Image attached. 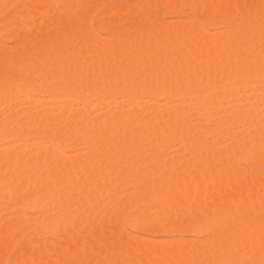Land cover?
Here are the masks:
<instances>
[{"label": "bare ground", "instance_id": "1", "mask_svg": "<svg viewBox=\"0 0 264 264\" xmlns=\"http://www.w3.org/2000/svg\"><path fill=\"white\" fill-rule=\"evenodd\" d=\"M33 1L28 0L29 3L31 2L28 6L26 4L23 6L24 4L21 2L23 5L21 6L20 4V10L11 19L16 18L18 22L24 23V25L20 26L15 19L14 23L16 22L19 26L15 24L18 28L14 29L13 26V30H10V32L19 33L23 31L21 33V36H23L26 27L30 29V32L31 30L35 31L34 33L39 32V28H37L39 26L36 27L35 25L33 27L32 25L34 24L31 25V23L30 25L26 23L28 26H25V22L33 21L34 19H39L42 22L44 20L45 22L46 16L49 17V14L52 15V12L56 11L55 16L53 12L50 19L52 21L54 16V22L52 21V24L48 22V24L50 23L49 27L46 24V28L50 29L49 31L53 34L54 38L52 39L49 36L50 40L49 37H46L44 38L45 41L42 38L39 43L37 40H28L29 36L26 38L25 32L23 43L26 39L29 43L26 41L25 45L20 46L18 54H14V52L12 53L13 55L11 52V55L9 52L7 53L5 47L1 48L3 46L1 43L0 101H3L2 103L6 101L10 105L17 102L18 97H22L29 103L32 100L35 101L34 98L30 97L31 95L43 96L44 94L47 95V93L48 95L53 94L52 98L55 96V99L51 100L53 102L59 100L57 99L59 95H65L68 98L76 97L75 99L78 97L79 101L80 95L83 94L87 98H84V96L81 98L86 99L84 104L92 105L93 108L98 109L103 107L109 108L110 102L107 99L120 95L121 98L126 99L125 103H130V107L132 106V108L133 105L135 107L132 110L129 108L131 111L128 110L127 112L130 113L126 112L125 115H122L123 113L109 112L106 109V117H99V120L95 118L97 121H92L91 119L89 122H82L83 125L79 119L77 120V113V115L75 114V119H73L74 114L70 111L73 114V120L70 119L71 113L69 117L67 116V119L66 114L69 115L68 109L61 110L62 117L60 115L55 117L54 115L47 114L45 110L37 115L33 112L30 114L33 110L29 104L26 105L25 103V107L27 108L25 109L26 118L24 121L16 119V114V118L11 116L10 109H7L10 114H8V117L5 116V120L0 122V143L8 140H19L23 143L20 145L13 144V148H10L9 151L8 149H0L2 150L0 151V185L7 188L4 191L5 193L0 196V209L4 208L8 203H12L16 210L32 211L50 208L52 209L51 211L60 213V215L55 213L57 214V218L51 216L46 218L49 215L47 214L43 218L44 223L42 222V226L48 231H46L48 235L50 233L52 235L50 237L51 240L48 242L53 246L57 245L58 247L59 245L60 247V245H69L67 244L68 240H71V249L68 247L69 249L65 250L66 252L64 253L62 252L64 250L61 251L62 247L58 248L60 253L57 252L58 249L57 251L54 250L58 254H54L50 258L51 261L49 259L45 261V256L42 257L41 253L44 250L41 252L38 249H33L32 252L35 251L33 253L36 254H31V250L26 249L29 252L27 260L22 261L23 263L20 261L21 264H38V262L40 263L43 260L45 261H43L44 264H209L208 258H212L211 261L209 259L210 264H264L263 173L259 175L257 174L258 172H255L257 180L254 176L256 182L254 186H249L250 180H252L251 177L255 174H252V170H250L252 175L249 173L250 176L248 177V175H245V172L249 167L247 170L241 167L243 170L241 172L240 166L237 167V164L232 163L233 161L236 163L238 160L245 159L247 155H245V150L248 145L245 147L246 144L241 143L246 141L240 137V134L243 133L240 132L239 134L237 131L233 133L234 131L229 130L230 126V128L234 127L232 125L245 124L247 127L244 128L249 129V141L254 138L253 140H256L257 144L260 146L263 144L262 146H264V129L260 126L263 123L261 121L264 117L262 118V114L258 113L259 111L257 112V107L253 111H248L246 109L243 110V105L240 106L242 101L239 104L237 103L241 99V95H243L239 92L248 91L253 86L254 89L255 87L258 88L259 85L255 86V81L252 79H261L264 82V2L261 0H147V4H151L150 6H154V3L167 2L168 6L171 5L172 8H169L173 9V12H181L180 14L188 13L199 20H204L217 13H222V16L223 14H227L228 17L224 19V23L228 24L231 28L229 29L227 25L228 32H226L227 29L225 28L224 34L221 30L222 34L214 33L215 35H211V32L208 33L207 30L198 24V20H194L198 23L183 22V24H176V27L171 28L169 24L168 28L161 26L164 25L163 22L159 26L144 23L143 30L140 33L132 32L125 35L124 41L122 39L124 45L121 47L122 44L119 43L122 41L118 42L119 46L115 40L117 46L114 44V41L112 42L113 44L111 41L109 42L111 45L109 43L108 45L106 42L105 44L107 45L101 44L104 43L103 40L100 42L101 39H99L98 35L91 33L89 23L83 21L92 13L93 4L94 7L103 6L102 4L107 3V0ZM115 1L117 2V0ZM135 1L137 2V0ZM144 1L141 2L143 4L138 2L140 3V8L145 5L147 6L146 3L144 5ZM23 2L25 3L27 0H23ZM136 2L133 0V3L137 5ZM50 5L56 8H63L61 10L58 8L59 12L57 11L58 9L48 12L46 10H49L48 7ZM117 5L114 4L111 7ZM139 5L138 8L137 6L133 7L139 10ZM146 6L145 8L148 7ZM119 8L120 6L115 11L112 8L111 10L107 8L109 10L108 15L112 12H116L118 15V13H123L126 9L123 8V11H119ZM0 9H2V6H0ZM129 11H132V9ZM46 12L49 14L41 20ZM104 18L102 17L101 22H105L106 18L103 21ZM11 21L9 22L10 24L13 23ZM101 22L98 20V26L102 25ZM59 25L62 27L60 30H58ZM17 33H15L16 36L22 38ZM47 38L49 41L46 40ZM31 41L32 43H30ZM34 41L39 44L34 43ZM23 43L21 42V44ZM21 47H23V51ZM4 48L6 51H4ZM24 53H27V57L24 56ZM28 53L34 55H32L33 60L31 55V57L28 56ZM21 55L24 58L30 57V59L24 62L25 58L21 61ZM148 66L151 69L148 68V70L146 68ZM17 67H20L21 70L18 69L20 72L16 70ZM144 68L150 72L148 73ZM16 71L17 73L24 72V77L22 79L16 77ZM17 78L20 79L18 80L19 82L17 81L18 83L15 82ZM55 80L56 82H54ZM259 80L258 82H260ZM57 81L60 84L57 85ZM251 82L254 85L250 84ZM211 88H215V90ZM252 89L251 92L253 94L254 90L252 91ZM256 90L260 92V96L263 95L264 85L255 89V92ZM191 91H195L196 93L194 92L195 94H193ZM189 95L193 98V102L188 99ZM237 95H239V99L236 98ZM140 96L149 98L152 101H163L164 104L162 105L161 102L160 105L158 101L157 103L153 101L155 105L158 104V109L153 103L154 108H152L153 106L151 107L153 110L148 108L149 111L145 112L143 110L144 114H142L141 108L139 110V107L136 106L139 103ZM187 99V103L190 102L191 105L193 103L194 106H192L194 108H200V111L198 110L200 117L204 118L208 123H212V121L216 123L218 121L224 127L222 132L220 131L222 129L220 125L221 129L216 127L220 132H217L215 129V133L219 136V139L215 138L216 135L213 137L220 142L229 141L228 147L224 143L227 148H223V152L221 150L220 153H216L218 149L214 152L215 148L211 152L209 150L210 147L208 148V145L200 141V136L208 137L210 134L214 136V131L212 132L207 127L203 129L204 124L201 125L202 128H196L195 126L192 128L190 121H188L190 113L187 116L185 114L186 111L181 110L179 105L176 106L172 103L173 101L184 103ZM231 100L232 108L237 109L236 107H238L237 110L231 109L230 105H228V109L220 105L223 101L225 103ZM112 101L113 104L116 102L114 99ZM83 102L81 103L83 104ZM260 102L264 103L262 99H260ZM168 103H172L174 107L172 105L173 108L169 105L166 107ZM121 104L123 105V101ZM5 106L7 107V104ZM28 106L31 111L28 110ZM160 106L166 111L171 108L172 111H168L171 113H165V110H163L162 114L158 113L161 110L159 109ZM194 118L193 120H195ZM69 119L71 121H68ZM188 123H190L189 126L191 127H188ZM198 123L196 124L197 126H199ZM192 124L195 125V123ZM188 129H190V133ZM246 132L248 133V131ZM190 134L192 138L188 139ZM58 137L63 139V143L66 144L65 147L67 149H73L81 145L88 151H85L86 153L79 157L75 153V155L70 154L73 156L66 154V158L58 148H54L57 144L56 141L53 143L55 145L52 144L53 146H50L49 151L48 149L42 150L43 152L40 151L43 147V142H49L50 144L54 139H61H58ZM242 138L244 137L242 136ZM245 139H248V137L246 136ZM25 142L29 143L25 144ZM173 142H178L185 149L182 151V155H176L175 157L173 155V158H170L172 160H169L171 164L177 165L178 168L180 164L183 165L180 167L182 174L178 171L179 175L172 168L176 175H173V177L172 174L167 172L168 174H165L166 179L173 178L165 183L164 175L157 179L155 178L157 177V172L159 174L160 170L154 171L157 167H155L156 164L154 162L156 161L155 163L158 164L164 152L168 154L167 151H169V147ZM22 145L25 148H22ZM253 147L251 148L252 150H249L251 154L249 153L248 155H253L256 149L261 148L255 147L256 149L254 148L255 150L253 151ZM188 153L189 155L191 154L192 160L191 158L187 159L189 162L191 160V163L188 164L186 161L185 164L183 159ZM150 159H153L154 162L152 161L151 164H154V167L148 162ZM226 159L227 161L231 159L232 162L231 160L230 162L232 164L225 162ZM220 162L221 164H219ZM120 163H123L126 167L120 169ZM212 163L219 165L215 164L218 167L215 168V172L211 167ZM226 163L230 165H226ZM238 163L240 164V162ZM117 164L118 166H116ZM209 167L210 171L213 170V173L208 170ZM175 168L179 170L176 166ZM216 169L218 170L216 171ZM131 170L138 173V175L134 174V176L138 177H135L137 180L133 181L129 176L131 174H127L128 172L131 173ZM206 171L211 174L208 175L207 173L205 175ZM147 174H152L156 180H162L163 178L164 183H162L163 181L160 182V180L158 183L156 181L150 183L149 181L154 180V178L148 175V178L146 176V180L149 179L147 180L149 184H145L144 176L145 187L142 186L140 182L142 175ZM170 175L172 177L168 178ZM258 176L262 178H258ZM125 177H130V180L133 181L132 183L135 182L134 184L137 186L131 183V187L133 185V188L135 186L139 190L138 185L139 187L141 185L147 189L145 190L140 187L143 190H140L142 192V196H140L142 198L143 196L147 197L144 200L149 199V194L146 192L153 190L154 194L151 192V195H154V199L158 202V206L162 207L160 209L163 211L161 212L158 209L159 212L157 210L155 214L157 216H155L156 220L153 221L155 218H152V222L160 224V229L163 232L167 230L165 222L169 221V219H179L180 221L184 218L200 219L202 224L207 227L206 235L209 238V242L204 241L208 243L203 246H200V244L196 246L199 242L196 245H194V242L193 245L188 242L190 243L189 245L187 241L184 243V240L183 243L182 241L181 243H179L180 241L177 243L168 241L170 243L164 242L163 246H160L162 243L156 245L157 239L155 243L151 239L153 245L157 247L150 246L152 243H149V241L146 243H149L147 246L150 247H142L141 243H139L140 241L137 242L140 239L137 240L134 237L136 245L133 242L134 239H132L133 241L127 240L130 235L126 236L125 234L126 239L122 238V234L125 233L124 230L128 228L126 227L122 231L126 215L128 214L125 212H128L129 205L133 206L132 204L134 203L137 205L140 200L144 201L138 198L137 202L134 201L136 199H133L134 202H132L130 198H128L129 200H124V198L123 201L127 207L125 206L126 210H121L120 207L124 208L123 204L121 206L119 201L114 197H116V193L118 192L117 186L122 188L124 183H120L124 181ZM126 180L128 181L129 179ZM118 183L119 185H117ZM128 184L129 182L126 186ZM104 190L109 194L106 195L107 198L106 201L104 200L105 205L103 207L102 204L104 203H100L99 201L104 196H101L102 198L100 197L101 200L99 199V201L96 200V196H100L97 193L102 194ZM73 195H76L75 199ZM98 203L102 205V208ZM83 204L87 212L83 217L77 216L78 221L70 222L67 220L68 213L67 215L62 214L64 211L69 212L72 207L80 209V207H83ZM145 205L147 204H144V207ZM212 207H217L220 213L217 215L213 213V215L209 214ZM147 209L145 210L144 208V212H149V208ZM82 210L84 208H81ZM141 210L143 211V209L137 208L135 212L133 209V220L130 218L135 230H144L149 226L145 222V219H147V222L151 220L150 218H145V214L148 212L143 213ZM55 214L53 213L52 216ZM63 215L67 216V218L60 217H63ZM13 219L11 218V221L8 220V223L2 225L4 226L3 228H0V264L5 263V256L13 248V240H15L14 236L17 235L16 233L18 231L21 233L23 230L18 225L19 221H15L16 219L13 221ZM83 220L89 227L87 232H90L88 234L86 232L87 236L83 232H79L83 234L81 236L77 233L80 222H83ZM126 224L129 225L128 222ZM196 229L199 230L198 227H193V230ZM74 232L77 234L75 235ZM49 243L47 245L51 246ZM144 245L146 244L144 243ZM53 246H51L52 249ZM46 247L44 246L42 249ZM203 248H205L204 252L211 253L209 254L210 257L205 253L207 261H205V257L202 259L200 256L197 257L196 254L197 251L203 253L201 251ZM47 249L49 251L51 248L48 247ZM45 253L44 255L47 256L48 254ZM14 264L17 263L14 261Z\"/></svg>", "mask_w": 264, "mask_h": 264}, {"label": "rangeland", "instance_id": "2", "mask_svg": "<svg viewBox=\"0 0 264 264\" xmlns=\"http://www.w3.org/2000/svg\"><path fill=\"white\" fill-rule=\"evenodd\" d=\"M30 1H33V0H30ZM45 1H47V0H45ZM50 0H48L47 2H49ZM108 1V2H107ZM106 2L107 3H104V4H102L103 6H95L94 7V4H93V2H92V4H93V6H92V4H90L92 7H93V9H91L92 11V13L89 15V16H87L85 19L86 20H83V21H85V23H89V25L91 26V33H93V34H97L98 35V37H99V39H101V41L100 42H102V40H103V42L104 43H101V44H105V42L108 44L110 41H111V43L115 40V41H117V44H118V42H120V41H122V39H123V41H124V37H125V35L126 34H128V33H140V31H142L143 30V24L145 23H149V25H156V26H159V24H161L162 22L164 23V25H161V26H165L166 28H168V26L171 28V27H176L177 25H179V24H183V22L184 23H198L203 29H205V30H207L208 31V33H210L211 32V35L212 34H222V32H223V34H224V30H226L227 29V31L226 32H228L229 31V29L231 28L228 24V26H229V29H228V27H227V25L224 23V19H227V17H228V15L227 14H223V16H222V13H217V14H215V15H212V16H209L208 18H206V19H195V16L193 17L191 14H188V13H183V14H180L181 12H177V11H175V12H173L174 10L172 9H170V8H172L171 7V5L170 6H168L169 4H167V2H157L158 4H156V3H154L155 5L154 6H150L151 4L150 3H148L147 4V0L146 1H144V5H145V3L147 4V8H145V6H142V8H140V3L141 2H143V1H139V0H137V2L134 0V2H136L137 3V5L135 4V3H133V0H120V1H118L117 0V2L115 1V0H113V2H112V0H107ZM114 1H115V3H114ZM262 2H264V0H261ZM24 4H22V3ZM34 2V1H33ZM138 2H140V3H138ZM111 3V4H110ZM119 3V5H117ZM20 4H21V6L23 5V6H25V4H26V6H28L29 4H31V2L29 3L28 2V0H27V2H23V0H0V6H2V9H0L1 10V12H0V29H2V30H0V33L2 32V34H0V47L1 48H3V47H5L6 49H7V53L9 52V54H10V52H11V54L12 53H14V54H18V52H19V48H20V46H22V45H25L26 43V41H27V39L24 41V43H23V39H25V36H24V34H25V32H26V38H28V36H29V38H28V40H37L38 42L39 41H41L42 40V38L44 39V38H46V37H49V36H51L52 37V39L54 38L53 37V34L49 31L50 29H48V28H46V24H48V22H54V16H55V14H56V11H53L54 12V16H53V19H52V21L50 20L51 18H52V15H53V12H52V15L51 14H49L48 12H51V10H54V9H58V8H56L55 6H52V5H50L49 7H48V9L49 10H46V11H48V12H46V14L45 15H43L44 17H42V19L41 20H43L44 18H45V16L47 15V14H49V17H47L46 16V18H45V22H44V20H43V22L42 21H40L39 19V21L36 19H34L33 21H29V22H25V24L26 23H28L29 25H30V23H31V25L32 24H34V25H32L33 27H35V25H36V27L37 26H39V27H37V28H39V32L37 31L36 33H34L33 32V30H31V32H30V29H28L27 27H26V29H24L25 30V32L23 33V36H21V33L23 32V31H21V32H19V33H17V32H14V31H11L10 32V30H13V26H14V29L17 27V26H15V24H16V22L14 23V21H15V19H11V18H13L12 16L14 15V17H15V13L17 12L18 13V10H20L19 8L21 7L20 6ZM33 4V3H32ZM117 5V6H113V7H111V5ZM131 4H135V5H133V6H137V8H138V5H139V10H137V8H134ZM141 4H143V3H141ZM261 5H262V3H260ZM132 6V7H130V6ZM158 5V6H157ZM51 6H52V8H51ZM120 6V8H119V11L120 10H122L123 11V8L125 9V11L123 12V13H118V15H117V13L115 12V13H110V15H108L109 14V10H107V8L108 9H110L111 10V8H112V10L113 11H115V10H117L116 8L117 7H119ZM263 6V5H262ZM91 7V8H92ZM100 7V8H99ZM109 7H111V8H109ZM127 7H128V9H127ZM152 7V8H151ZM170 7V8H169ZM23 8V7H22ZM63 7H60L59 9L61 10ZM95 8H97V9H95ZM115 8V9H114ZM132 9V11H129V10H131ZM165 8V9H164ZM59 9L57 10L58 12H59ZM133 9H135V10H133ZM146 9V10H145ZM148 9V10H147ZM63 11V10H62ZM134 11V12H133ZM135 11H137V12H135ZM168 12V13H167ZM105 13V14H104ZM135 13V14H134ZM151 13V14H150ZM178 13V14H177ZM126 14V15H125ZM107 15V16H106ZM115 15H117V16H115ZM187 15V16H186ZM189 15V16H188ZM225 15V16H224ZM106 16V17H105ZM144 16V17H143ZM160 16V17H159ZM88 17H89V19H88ZM102 17L104 18H106V20H105V18L103 19V21L105 20V22H101L102 21ZM220 17V18H219ZM226 17V18H225ZM98 18V19H97ZM222 18V19H221ZM9 20V21H8ZM13 21V25L12 24H10L9 22L10 21ZM50 20V21H49ZM98 20H99V22H101L102 23V25L101 26H98ZM137 20V21H136ZM149 20H150V22H149ZM194 20H198V22H196V21H194ZM202 20V21H201ZM11 21V22H12ZM16 21H17V19H16ZM157 21V22H156ZM186 21H189V22H186ZM194 21V22H193ZM18 22V21H17ZM153 22H155V23H153ZM182 22V23H181ZM5 23V24H4ZM19 24H20V26L21 25H24V23H20V22H18ZM50 23L47 25V27H49L50 26ZM117 23V24H116ZM156 23H158V24H156ZM162 23V24H163ZM167 23V24H166ZM4 24V25H3ZM19 24H16V25H18L19 26ZM52 24V23H51ZM169 24V25H168ZM177 24V25H176ZM61 25V24H60ZM58 26L59 27V29L58 30H60V29H62V25L61 26ZM105 25V26H104ZM167 25V26H166ZM172 25V26H171ZM176 25V26H175ZM209 25V26H208ZM10 26V27H9ZM25 26H28L27 24L25 25ZM3 27H4V29H3ZM7 29H6V28ZM116 27V28H115ZM207 27V28H206ZM210 27V28H209ZM18 28V27H17ZM29 28H31V27H29ZM226 28V29H225ZM28 29V30H27ZM133 29V30H132ZM18 30V29H17ZM16 30V31H17ZM219 30V31H218ZM221 30H222V32H221ZM6 31H7V33H6ZM27 31H29V32H27ZM212 31H214V32H212ZM217 32V33H216ZM15 34V33H17L18 35H20L22 38H19V36H16V34L15 35H13V34ZM49 33V34H48ZM12 34V35H11ZM51 34V35H50ZM214 34V35H215ZM4 35V36H3ZM6 36H7V38H6ZM10 36V37H9ZM14 36H16V37H14ZM36 36H37V38H36ZM5 37V38H4ZM24 37V38H23ZM40 37V38H39ZM14 38V39H13ZM106 39V40H105ZM111 39V40H110ZM117 39V40H116ZM20 40H22V41H20ZM46 40H48V38L46 39ZM49 40H50V37H49ZM48 40V41H49ZM32 41L30 42V43H32ZM44 41H45V39H44ZM43 41V42H44ZM114 41V44L116 45V42ZM123 41L122 42H120L119 44H122L121 45V47L124 45L123 44ZM21 42L23 43V44H21ZM28 43H29V41H27ZM38 42H36V41H34V43H38ZM99 42V43H100ZM1 43H2V45H1ZM40 43V42H39ZM38 43V44H39ZM42 43V42H41ZM107 44H105V45H107ZM110 44V43H109ZM108 44V45H109ZM113 44V43H112ZM119 44H118V46H119ZM111 45V44H110ZM117 46V45H116ZM4 48V51H6V49ZM16 48V49H15ZM22 49V51H23V47H21ZM17 49H18V51H17ZM9 50V51H8ZM6 53V52H5ZM20 53H22V52H20ZM9 54H7V55H9ZM10 54V55H11ZM26 54L27 53H24V56H26ZM29 54V53H28ZM13 55V54H12ZM32 56L33 54H29L28 56ZM30 56V57H31ZM34 56V55H33ZM33 56L31 57L32 58V60H33ZM23 57V55H21V61H23V59H25L24 57ZM30 57L29 58H26L25 60H24V62L28 59H30ZM133 68V67H132ZM136 68H138L137 66H136ZM147 69L148 68H150V66H148V67H146ZM146 68H144V70L146 69ZM18 69L19 70H21L20 69V67L18 68H16V70L18 71ZM134 69H135V67H134ZM146 69V70H147ZM151 69V68H150ZM24 70V69H23ZM143 70V71H144ZM149 70V69H148ZM147 70V72L149 73L150 71H148ZM17 71H16V73H17ZM25 71V70H24ZM18 72H20V71H18ZM146 72V71H145ZM147 72H146V74H147ZM22 73V72H21ZM21 73H17L16 74V77H18V78H23L24 77V72L21 74ZM15 79L16 81V83H18L19 81L18 80H20V79ZM253 81H255L254 83L256 84L255 86H257V84L260 86V85H264V82H262L261 81V79L259 80V79H252ZM258 80L260 81V82H258ZM263 80V79H262ZM18 81V82H17ZM250 81H251V79H250ZM249 81V82H250ZM54 82H56V80L54 81ZM248 82V83H249ZM254 83L252 84V82L250 83V84H252V85H254ZM260 83H262V84H260ZM54 85H58V84H60L58 81H57V83L55 84V83H53ZM52 84V86H54ZM247 84V83H246ZM250 84H248V85H250ZM252 85H250V86H252ZM258 86V88H260V87H262V86H260L259 87ZM56 87V86H55ZM254 87V86H253ZM253 87H251V88H249L250 90H246V91H244V92H239L240 94H243V95H241V99L240 100H233V101H237V103L239 104L241 101V103H240V106H242L243 105V110H248V111H253V109H255V107H257L256 108V110H257V112L258 113H261L262 115V118L264 117V103L263 102H260V99H262L263 101H264V93H263V95H261L260 96V92H258V90H256V92H255V89H258L257 87H255V89L253 88ZM253 88V89H252ZM211 89H214L215 90V88H211ZM251 89H252V91H253V94H252V92H251ZM211 91V90H210ZM213 91V90H212ZM191 92H193V94H195L196 92L195 91H191ZM195 92V93H194ZM226 92V91H225ZM258 92V94H256ZM251 93V94H250ZM238 94V93H237ZM256 94V95H255ZM82 95V96H81ZM80 95V100L78 101V97H77V99H75L76 97H66L65 95L63 96V95H59L58 97H57V99H59L58 101H56V102H53V101H51V100H53V99H55V96H54V98H52L53 97V94H49L48 95V93H47V95L46 94H44L43 96L42 95H40V96H36V95H31L30 97H32V98H34V100L35 101H30L29 103H28V101H25L22 97H18L17 98V102H15L14 104H10V105H8V102H4V103H2L3 101H0V122L1 121H3V120H5V116H7L8 117V114H12L11 116H16L15 118L16 119H18V120H22V121H24L25 120V118H26V108L27 107H25V103H26V105H28L29 104V106H30V108H32V110L33 111H31L30 110V108H29V106H28V110L29 111H31V113L30 114H32V112L33 113H35V114H37V115H39L40 113H42V112H44V110L46 111L45 113H47V114H50V115H54L55 117H57V115H60L61 116V110L63 109H68L67 111H69V115H67L66 113V117L68 116H70V113L71 112H73V114H74V116H73V114L70 116V119H72V116L74 117L73 119H75V114L77 115V120L79 119V121L82 123V122H89L91 119H92V121L93 120H96L97 121V119H95V118H98V120H99V117H106V112H107V110H109V112H116V113H118V114H122V115H125V113L129 110V111H131L135 106L133 105V108H132V106L130 107V103L128 104L127 102V104L125 103V101H126V99H124L123 97L121 98V96L120 95H117V96H113V97H109L107 100H109V108H105V107H103V108H93V106L92 105H89V104H84L85 103V100L87 99L83 94H81ZM252 95H254V96H252ZM84 96V98H86L85 100H84V98L83 99H81L82 97ZM193 96V95H192ZM115 97V98H114ZM260 97V98H259ZM36 98V99H35ZM41 98V99H40ZM73 98V99H72ZM236 98H238L239 99V95H237L236 96ZM71 99V100H70ZM110 99H111V101H112V99H114L116 102H114V104L110 101ZM117 99V100H116ZM124 99V100H123ZM145 99H147V100H145ZM188 99H190L191 101L193 100V98H191V96L189 95V98ZM188 99H187V101L185 102L184 101V103H181V102H179V101H173L172 103L174 104V105H176V106H180L181 107V110H183V111H186V115L188 116L189 115V113H190V115L188 116V121H190V123H191V126H192V128L195 126L196 128H202V124H204L203 126V129H206V127H207V129H210V130H212V132L214 131V133H215V129H216V131L217 132H222L223 131V129H224V127H222V125H220V123L218 122V121H216V123H213L214 121H212V123H208V121H206L204 118H202V117H200L199 116V109H198V107H193L194 105H193V103H192V105L190 104V102L189 103H187L188 102ZM19 100V101H18ZM37 100V101H36ZM38 100H39V102H38ZM41 100V101H40ZM75 100H77V101H75ZM22 101V102H21ZM25 101V102H24ZM82 101H84L83 102V104L81 103ZM123 101V105L121 104V102ZM151 101V102H150ZM153 101H156V103H157V101L158 100H153ZM151 99H149V98H146V97H143V96H140L139 97V100H138V104L136 105L137 107H139L138 109L140 110V108H141V113L142 114H144V111L143 110H145V112L148 110L149 111V109L148 108H151L152 106H153V103H154V106L157 108L158 107V104H160L161 105V102H162V105L164 104L163 103V101H158V104L157 105H155V102H153ZM76 102V103H75ZM80 102V103H79ZM193 102V101H192ZM172 103H168L167 105H166V107L169 105V106H173L174 107V105L172 104ZM230 103V104H229ZM231 103H232V100L231 101H226L225 103H224V101L222 102V104H220V105H222V107L223 108H226L227 107V109L229 108V106L228 105H230L231 106ZM7 104V107L5 106ZM182 104V105H181ZM184 104V105H183ZM186 104V105H185ZM225 104V105H224ZM122 105V106H121ZM227 105V106H226ZM254 105H256V106H254ZM258 105V106H257ZM64 106H66V108H64ZM154 106L152 107V108H154ZM171 106V107H172ZM9 107H12V108H9ZM25 107V108H24ZM172 107V108H173ZM187 107H188V109H187ZM191 107H193L192 109H191ZM105 108V109H104ZM129 108H131V110L129 109ZM151 108V109H152ZM170 108V107H169ZM169 108H167V109H169ZM231 109H233V110H237L238 109V107H236L237 109H234V107L232 108V106L230 107ZM9 110V112L10 113H8V110ZM107 109V110H106ZM127 109V110H126ZM158 109V108H157ZM159 109H161V110H159V112L158 113H160V114H162V112H163V110H165V109H163V107L161 108V106H160V108ZM187 109V110H186ZM196 109V110H195ZM27 110V111H28ZM153 110V109H152ZM191 110V111H190ZM193 110V111H192ZM199 110V111H198ZM224 110V109H223ZM6 111V112H5ZM23 111H25V113H23ZM41 111V112H40ZM67 111H65V112H67ZM71 111V112H70ZM74 111H76V112H74ZM161 111V112H160ZM166 111V110H165ZM164 111V112H165ZM168 111H172V109L170 108V110H168ZM168 111H166L165 113H167ZM190 111V112H189ZM255 111V110H254ZM261 111V112H260ZM198 113V114H195V113ZM29 113V112H28ZM27 113V114H28ZM63 113V112H62ZM128 114L130 113V112H127ZM168 113H171V112H168ZM184 113V112H183ZM16 114V115H15ZM164 114V113H163ZM195 114V115H194ZM6 117V118H7ZM62 117V116H61ZM68 117H67V119H68ZM195 117V118H194ZM193 118L195 119V120H193ZM197 118V119H196ZM68 120V121H71V120ZM72 119V120H73ZM192 119V120H191ZM84 120V121H83ZM264 120V119H263ZM261 121V127L264 129V121ZM78 121V122H79ZM193 121H195V122H193ZM79 122V123H80ZM197 122H199L198 124H199V126H197L196 124H197ZM211 122V121H210ZM81 123H80V125H81ZM190 123H188V127H191V126H189L190 125ZM192 123H195V125L194 124H192ZM217 124V125H216ZM237 124V123H236ZM242 125V126H240V125ZM239 124H237V126H235V125H232V126H234L233 128H230L229 127V130L231 129V131H234L233 133H236V131L240 134V132L241 133H243V134H240L241 136V139H243V140H246L245 142L243 141V142H241V143H243L244 145H245V147H246V150H245V155H246V157H245V159H241V161H237L236 163L233 161L232 162V160L231 159H229L228 161H227V159H226V161L225 162H230V160H231V162L233 163V164H237L238 166L237 167H239L240 166V168L242 167L243 169H248V167H249V169L244 173L246 176L248 175V177L250 176V174L252 173V174H255V172L257 173V174H259L260 175V173H263V175H262V177H264V149H263V147L264 146H260L259 144H257V142H256V140H253L254 138H252V137H250V138H252L250 141H249V136H248V134H249V129L247 128H244V127H247L245 124H241V123H239ZM82 125H83V123H82ZM219 125L221 126V128L219 127ZM243 125H245V126H243ZM221 129L220 131H218V129ZM189 130V133H190V129H188ZM245 130V131H244ZM246 131H248V133L246 132ZM246 132V133H245ZM239 134H237L238 136H239ZM244 134H245V136H244ZM211 135V134H210ZM208 136V135H206V136H208V137H203V136H200L199 138H200V141H202L203 143H205V145H208V148H209V150H211V152L213 151L212 149H214L215 148V150H214V152L218 149V151L216 152V153H220V151L222 150V152H223V148H225L226 147V145H227V147H228V145H229V141H227V140H225V141H222V142H220L219 140H217V139H219L218 137L219 136H217L216 135V133L214 134V136L213 135H211V136ZM215 135H216V137H215ZM242 136L244 137V138H242ZM246 136L248 137V139H245L246 138ZM213 137H215V138H217L216 140H217V142H218V144H217V142H216V140L213 138ZM59 138H61V137H58V139ZM189 138H192V136H191V134L189 135V137H188V139ZM222 140V139H221ZM224 140V139H223ZM247 140H248V142H247ZM55 141H56V145L55 144H53V143H55ZM191 141V140H190ZM15 142V143H14ZM36 142H39V141H36ZM64 141H63V139L61 138V139H59V140H57V139H54L53 141H52V143L50 142V144H49V142H46V143H42V145H43V147L40 149V151H44V149L45 150H47L48 149V151L50 150V148L53 146V145H55L54 146V148L56 147V148H58L59 150H60V152L63 154V155H65V157H66V154H69V156H73V155H75V154H77L76 156H80V155H84L88 150L86 149V148H84V147H82L81 145H78L77 147H75V148H68L67 149V147H65V145L66 144H64L63 143ZM254 142H256V143H254ZM23 142H21V141H19V140H8V141H5V142H2V143H0V149H2V150H6V149H8V151H9V149L10 148H13V146L14 145H20V144H22ZM26 143H29V142H25V144ZM226 145H225V144ZM254 144V145H252V144ZM14 144V145H13ZM53 144V145H52ZM222 144V145H221ZM257 144V145H256ZM52 145V146H51ZM204 145V146H205ZM223 145H224V147H223ZM251 145H252V147H253V151L258 147V145H259V147H261V148H259V149H256L255 151H257V152H255L254 151V153H253V155H248L249 153L251 154V151L249 152V150L252 148L251 147ZM2 146V147H1ZM51 146V147H50ZM182 145L181 144H179L178 142H173V144L169 147V151H167L168 152V154H165V152H164V154H163V156H162V158L160 159L161 161H159V163L157 164V163H155L154 161H153V159H150V161L148 160V162H150V165H153V167H154V164H156L155 165V170L154 171H159V174H158V172H157V177H155L156 179L157 178H159L160 176L162 177L163 175H164V177H165V174H168V173H170V174H172V176L174 175H176V173H179L178 171H180V167H182L183 165L182 164H180L179 165V168H178V166L177 165H174V164H171V162L169 161V160H172V159H170L173 155H174V157L177 155H182L183 153H182V151H184L185 149L183 148V147H181ZM226 147V148H227ZM256 147V148H255ZM22 148H25V146L24 145H22ZM183 148V149H182ZM221 148V149H220ZM225 148V149H226ZM255 148V149H254ZM72 149V150H71ZM248 149V150H247ZM262 149H263V151H262ZM2 150H0V151H2ZM12 150V149H11ZM208 150V151H209ZM252 150V149H251ZM42 151V152H43ZM81 151H84V152H81ZM86 151V152H85ZM252 151V152H253ZM70 152H72V153H70ZM78 152V153H77ZM189 152V151H188ZM213 152V153H214ZM75 153V154H74ZM190 153V152H189ZM189 153H188V155H186V157H188V158H186V160H185V158L183 159L184 160V163L186 164V161L188 162V164H190L191 163V160H192V156H191V154L189 155ZM70 154H73V155H70ZM258 154H259V156H258ZM255 155V156H254ZM68 156V155H67ZM190 156V157H189ZM248 157H249V159H248ZM257 157V158H256ZM67 158V157H66ZM173 158V157H172ZM189 158H191V160H190V162H189V160H187V159H189ZM253 158V159H252ZM182 159L180 160L181 161V163H182ZM252 159V160H251ZM256 159V160H255ZM250 160V161H249ZM255 160V161H254ZM152 161L154 162V164H151L152 163ZM224 162V163H225ZM230 162V163H231ZM238 162H240V164L238 163ZM254 162H255V164H254ZM183 163V164H184ZM231 163V164H232ZM213 164V163H212ZM216 164V163H215ZM215 164H213V165H215ZM219 164H221V162L219 163ZM174 165V166H173ZM182 165V166H181ZM211 166L212 167V169L214 170V172H215V168L217 167V166H219L218 164H216L215 166ZM226 165H230V164H228V163H226ZM116 166H118V164L116 165ZM121 166V167H120ZM175 166L177 167V169H179V170H176V168H175ZM126 166L123 164V163H120V165H119V168L120 169H124ZM172 168L175 170V171H177L176 173L174 172V170H172ZM218 168V167H217ZM242 168H241V172L243 171L242 170ZM157 169V170H156ZM173 172H172V171ZM182 170V169H181ZM209 171H210V167H209V169H208ZM213 170L212 171H210L211 173H213ZM218 169H216V171H217ZM250 170H252L251 171V173H250ZM128 171V170H127ZM153 171V172H154ZM166 171V172H165ZM132 170H131V173L130 172H128L127 174H131V175H129L132 179H133V181L134 180H137L135 177H137L136 175H138V173H136V172H133V174H132ZM161 172H162V174H161ZM165 172V173H164ZM168 172V173H167ZM181 172V174H182V171H180ZM208 173L207 171L205 172L206 174L205 175H207V173H208V175H210L211 173ZM136 173V175L134 176V174ZM250 173V174H249ZM127 174H126V176H127ZM152 174H154V173H152ZM149 175V174H147V175H142V180H140V182H141V185L142 186H144L145 187V184L148 182L147 180H149V179H147L146 180V176H147V178H148V175H149V177L150 176H153V175ZM251 174V175H252ZM178 175V174H177ZM179 175H180V173H179ZM178 175V176H179ZM184 175V174H183ZM134 176V177H133ZM145 176V177H144ZM155 176H156V172H155ZM167 176V175H166ZM171 175H170V177L168 176V178H171L172 177ZM173 176V177H174ZM253 177H251V179L252 180H250V184H249V186H254V184H255V182H256V180H257V175L255 174V175H252ZM254 176L256 177L255 179H254ZM128 178V177H125V179H124V181L122 182V183H120V184H123V186H122V188H120V187H118L117 186V189H118V192L115 194L116 195V197H114V198H116L118 201H119V203H120V205L121 204H123V206H124V208H122V207H120L121 208V210H126L125 208L127 207V205L126 204H124L125 202L123 201V199L124 200H129L128 198H130V200L132 201V202H134V201H136L137 202V199L139 198V200L140 199H146L147 197H144L143 196V198L141 197L142 195V192L141 191H143V190H141V188H144V187H142L141 185H140V187H139V185H138V189L139 190H137V188H135V186H136V184H134V183H132L133 181L132 180H130L131 178ZM143 177H144V179H145V184H144V179H143ZM172 177V178H173ZM262 178L261 176H258V178ZM138 178V177H137ZM152 178H154V176L152 177ZM154 178V180L152 179V181H149L150 183L151 182H155L156 181V183H158L159 182V180H156ZM171 178V179H172ZM126 179H129L128 181L126 180ZM171 179H169V180H167L166 179V177H165V183L166 182H168V181H170ZM151 180V179H150ZM164 179L162 178V180H160V182H162ZM254 180V181H253ZM127 181V182H126ZM139 181V180H138ZM251 181H252V183H251ZM129 182V184H128V186H126L127 185V183ZM139 182V183H140ZM143 182V183H142ZM254 182V183H253ZM131 183L133 184V185H135L134 186V188H133V185H132V187H131ZM162 183H164V181L162 182ZM149 183H147L146 185H148ZM251 184H253V185H251ZM117 185H119V183L117 184ZM121 186V185H120ZM125 186V187H124ZM137 187V186H136ZM148 187V186H147ZM124 188V189H123ZM149 188V187H148ZM122 189H123V191H122ZM145 189V188H144ZM7 190V188L5 187V186H2V185H0V196H2V194H4L5 192L4 191H6ZM136 190V191H135ZM141 190V191H140ZM145 190H147V189H145ZM149 190V189H148ZM19 191H21V190H19ZM24 191V190H23ZM106 191H108L107 189H106ZM105 190L102 192V194H100V193H97V195H100V196H96L97 198H96V200H98L99 201V199L101 200V196H104L103 198H102V200L101 201H99L100 203H104V204H102L103 205V207H104V205H105V202H104V200L106 201V195H108L109 193H107ZM141 193H140V192ZM150 191V190H149ZM149 191L148 192H146V193H148L149 194V196L146 194V193H144L145 195H147L148 196V200H144V201H146V202H144V201H142V200H140V202L139 203H137V205L134 203V204H132V202H131V204L133 205V206H131V205H129V208L127 209L128 210V212H125L127 215H126V221H125V224H124V226H123V229H122V231L124 230V229H126V227H128L126 230H124L125 231V233H123V232H121V233H123L122 234V238H125L126 236H128V235H130L131 236V238H130V236H128V238H127V240H131V241H133L132 239H134V241L133 242H135L136 241V239L135 238H137V240L138 239H140V240H138L137 242H139V243H141V246L143 247V246H145V247H150V246H152L153 245V243H155L156 241V239H157V242H156V245L158 244L159 245V243H162V244H160V246H163V243L164 242H166V243H170V242H168V241H173L172 243H177L178 241H180L179 243H181V241H182V243H183V240H184V243L187 241V243L188 242H190L191 243V245H193V242L195 243L194 245H196L198 242V245H196V246H199V244H200V246L202 245H205V244H207L208 242H209V238H208V236L206 235V230H207V227H205L203 224H202V222H201V220L200 219H193V218H189V219H187V218H184L182 221H180L179 219H169V221H166L165 222V225H166V228H167V230H166V232H163V230L162 229H160V224H156V222L155 223H153L152 222V218H155V214L157 213V212H159V210L162 212L163 210H161L162 209V207H160V206H158V202L154 199V195L152 196L151 194L153 193L154 194V192H152V191H150V193H149ZM137 192H138V194H137ZM152 192V193H151ZM119 193V194H118ZM104 194V195H103ZM121 194V195H120ZM143 194V195H144ZM139 195V196H138ZM141 195V196H140ZM151 195V196H150ZM119 196V197H118ZM126 196V197H125ZM73 197H74V199H75V197H76V195H73ZM72 197V198H73ZM101 197V198H100ZM121 200H119L118 198ZM133 199H136V200H134L133 201ZM97 201V202H98ZM149 201V202H148ZM157 202V203H156ZM100 203H98V205L100 204ZM143 203V204H142ZM149 203V204H148ZM140 204H141V206H140ZM144 204H147V205H145V207H144ZM102 205L100 204L99 206H101V208H102ZM149 205V206H148ZM157 205V206H156ZM160 205V204H159ZM83 207H80V209H76V208H74V207H72L73 208V210H72V208H71V210L69 211V212H67V211H64V213L62 212V214H65V215H67V213H68V221H70V222H75V221H78V217L77 216H84L85 215V213L87 212V210L85 209V205L83 204L82 205ZM98 206V207H99ZM122 206V205H121ZM126 206V207H125ZM131 206V207H130ZM135 206V207H134ZM143 206V207H142ZM147 206V207H146ZM156 206V207H155ZM215 206V205H214ZM133 207V208H132ZM141 207V208H140ZM155 207V208H154ZM81 208L83 209L84 208V210H82L81 211ZM137 208H139V209H143V211L141 210V212H143V213H147L148 211H146V212H144L147 208H149V212L147 213V214H145V218H150L151 220H150V222L148 223L147 222V219H145L146 221V223H147V225H149L147 228H145L144 230H135V228H133V226H132V223H131V220H133L132 219V215H134L133 214V209H134V211L136 212V209ZM144 208H145V210H144ZM152 208V209H151ZM157 208V209H156ZM161 208V209H160ZM75 209V210H74ZM159 209V210H158ZM216 209V210H215ZM48 210V211H47ZM50 210V211H49ZM52 209H50V208H48V209H46V210H32V211H26V210H16L15 209V207L12 205V203H8L6 206H4V208H2V209H0V228L2 227H4V226H2V225H6L7 223H8V220L9 221H11V218L13 219V221L15 220V221H19L18 223V225H20L19 227H21L23 230L21 231V233H19L20 231H18V233H16L17 235H15L14 237H15V240H13L14 241V245H13V248L10 250V252L8 253V255H6L5 257V263L3 262L4 260H3V258H2V262L4 263V264H14V261H15V263H17L18 264V262H24V261H26L27 259V254L29 253L26 249H29V250H31V252H32V250L33 249H35V250H39V251H43L44 253L46 252L48 255L46 256V255H44V253L42 252H40L41 253V255H42V257L43 256H45V261H46V259H49L50 261H51V259L50 258H52L53 257V255L54 254H58V253H60V251H59V249L62 247V249H61V251L62 250H64V251H62L63 253L64 252H66L69 248L71 249V240H68L69 242L67 243V244H69V245H60V247H59V245H58V247H57V245H55V246H53V245H51L48 241L49 240H51L50 239V237H52V235H51V233L48 235V231L47 230H45V228H44V226H42L43 225V223H44V219L43 218H45V216L47 215V214H49V215H47L46 216V218L47 217H49V216H51V217H56L57 218V214L58 215H60V213H57V212H55V211H51ZM77 210H78V212H77ZM81 211V213H80V211ZM121 210H120V213H121ZM148 210V209H147ZM158 210V211H157ZM213 210V211H212ZM212 210L210 211V213L209 214H214V215H217L218 213H220V211L217 209V207H212ZM218 210V212H216ZM76 211V212H75ZM83 211H85V212H83ZM137 211H140V210H137ZM157 211V212H156ZM42 212H44V213H42ZM51 212H53L54 214L55 213H57V214H55L54 216H52L53 215V213H51ZM66 212V213H65ZM123 212V211H122ZM134 212V213H135ZM165 212V211H164ZM215 212V213H214ZM81 215H80V214ZM82 213H84V214H82ZM125 213H124V215H125ZM61 214V215H62ZM212 214V215H213ZM122 215V214H121ZM146 215H148V216H146ZM22 216V217H21ZM24 216V217H23ZM67 216H64L63 215V217L62 216H60L61 218H67ZM18 217H20L21 218V220H20V218L18 219ZM70 217V218H69ZM157 217V216H156ZM75 218V219H74ZM128 218V219H127ZM130 218H131V220H130ZM83 219V218H82ZM81 219V220H82ZM2 220V221H1ZM80 220V219H79ZM128 220V221H127ZM149 220V219H148ZM154 220H156V218L155 219H153V221ZM176 220H177V222H176ZM192 220V221H191ZM200 220V221H199ZM22 221V222H21ZM172 221V222H171ZM3 222V223H2ZM43 222V223H42ZM82 222V221H81ZM81 222H80V227L78 228V225H77V228L79 229H77L76 231H77V233H79V232H83V234L85 233V235H86V232H87V230H89V227H88V225L84 222V220H83V222H82V224H81ZM128 222V224L129 225H127L126 223ZM130 222V223H129ZM174 222H176L175 224H174ZM5 223V224H4ZM153 223V224H152ZM191 223H192V225H194V226H192L191 225ZM130 224H131V226H130ZM17 225V226H18ZM41 225V226H40ZM127 225V226H126ZM175 225H176V227H175ZM190 225V226H189ZM202 225V227H200ZM39 226V227H38ZM130 226V227H129ZM184 226V227H183ZM87 227V228H86ZM193 227L194 228H197L198 227V229L199 230H193ZM177 228V229H176ZM203 228V229H202ZM132 229V230H131ZM36 230V231H35ZM172 230V231H171ZM201 230V231H200ZM47 231V232H46ZM169 231V232H168ZM195 231V232H194ZM90 232V231H89ZM89 232H87V234L89 233ZM127 232V233H126ZM168 232V233H167ZM175 232V233H174ZM75 233V232H74ZM77 233H75V235L77 234ZM177 233V234H176ZM18 234H20L19 236H18ZM36 234V235H35ZM82 233L80 234H78V235H83ZM125 234H126V236H125ZM77 235V236H78ZM84 235V236H85ZM16 236H18V237H16ZM32 236V237H31ZM87 236V235H86ZM133 237V238H132ZM135 237V238H134ZM183 237V238H182ZM206 237V238H205ZM14 239V238H13ZM126 239V238H125ZM153 240V243H152V240ZM188 239V240H187ZM160 240H162L161 242H160ZM165 240V241H164ZM167 240V241H166ZM175 240H177L176 242H174ZM32 241V242H31ZM143 241H145V242H143ZM149 241V243H152V244H150V246H147V245H149V243L147 244L146 242H148ZM151 241V242H150ZM204 241H208V242H204ZM44 242H48L51 246H53V249H52V247L51 246H48L47 244L48 243H44ZM136 243V242H135ZM144 243L146 244V245H144ZM165 243V244H166ZM171 243V244H172ZM190 243H188L189 245H190ZM136 245H137V243H136ZM25 246V247H24ZM46 247V246H48L49 248H51V249H49V251H48V247H46L45 249H47V250H45V249H42V247ZM154 246V245H153ZM159 246V247H160ZM64 247V248H63ZM69 247V248H68ZM140 247V246H139ZM154 247H157V246H154ZM55 248V249H54ZM59 248V249H58ZM65 248H67V249H65ZM57 249H58V251H57ZM204 249L205 248H203V250H201V251H203V253L202 252H200V251H197L196 252V254H197V257H202V259L205 257V256H207L206 254H208L206 251L204 252ZM54 250H56L57 252H55ZM66 250V251H65ZM38 251V252H39ZM48 251V252H47ZM15 252V253H14ZM33 252H35V251H33ZM31 253V254H36V253ZM45 253V254H46ZM205 254V255H201V254ZM245 253V252H244ZM7 254V253H6ZM15 254V255H14ZM200 254V255H199ZM209 254H211L210 252H209ZM208 254V256L210 257V255ZM30 255V254H29ZM50 256V257H49ZM56 256V255H55ZM54 256V257H55ZM22 260H21V259ZM17 260V262H16V260ZM24 259V260H23ZM26 259V260H25ZM44 259V258H43ZM42 259V260H43ZM205 259V261H207V258L205 257L204 258ZM209 259H210V261H211V259L212 258H208V262H209V264L211 263L210 261H209ZM10 261V262H9ZM44 261V260H43ZM43 261H41V262H43ZM44 261V262H45ZM48 261V260H47ZM21 262H20V264H21ZM22 262V263H23ZM40 262V263H41ZM44 262L43 263H41V264H44ZM39 262H38V264H40ZM45 264H47V263H45ZM84 264V263H83Z\"/></svg>", "mask_w": 264, "mask_h": 264}]
</instances>
